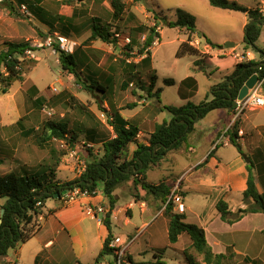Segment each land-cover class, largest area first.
Instances as JSON below:
<instances>
[{
	"label": "rangeland",
	"instance_id": "rangeland-1",
	"mask_svg": "<svg viewBox=\"0 0 264 264\" xmlns=\"http://www.w3.org/2000/svg\"><path fill=\"white\" fill-rule=\"evenodd\" d=\"M15 1L17 0L13 1L14 4H10L8 0L0 3V50L5 48V43L14 41L28 42L34 50L27 51L22 58V82H12L7 89V93L2 94L1 90L4 87V83L0 81V159L3 161L0 165V176L11 171H19L22 168L35 171L40 166H53L57 160L58 165L55 168L57 182L67 183L78 177L90 160L88 145H84L85 143L80 138L72 146L68 145L64 140L55 139L42 143V146H39L38 143V138L42 137L43 126L49 122L61 123L65 121L68 129H72L75 126L89 125L85 116L79 114L77 112L78 109L72 108L73 105L75 107H78V104L82 105L85 111L90 112L95 117V120L103 128H106L108 125L105 112L109 111L108 105L109 108L111 105L115 108L119 107L128 110L126 112L130 115L140 110L142 113L145 104L152 112H154V107H158V105H161V107H180L185 105L187 101H181L177 95V83L188 76L194 77L197 81V91L194 97L188 101L194 104L203 101L208 95L210 88L221 82L224 70L230 64V61L226 58L213 59L211 67L206 72H202L194 67L195 58L187 56L182 59H176L175 53L179 45L187 39V34L183 30L166 26V22L175 20L176 9H182L195 18V33L198 35V37L195 36V39L201 43V47L204 45V38L200 34H205L210 39H213V37H217L220 34L226 35V33H230L229 42L240 46L243 41V29H241L243 14L213 8L208 4L207 0H124L126 11L120 21L112 19L109 0H44L43 5L53 15L58 14L60 6L68 2L67 4L74 7L78 12L85 13L86 17L82 18V21L86 20L91 23L92 18H99L101 23L109 27L112 34L118 33L120 35L116 45L105 44L100 40L89 43V36L83 35L70 39L78 44L74 52L77 50L82 52L81 58L83 59L85 56L94 67L99 68L98 73L103 75L104 78L107 76V71L111 72L113 71L112 69L116 68L118 72L114 77L112 89L106 95L98 92L91 94L84 90L72 75L60 67L57 55L53 49V45L56 44L55 38H53L54 34L47 36L44 33L46 31L42 30L33 21V18L31 22L26 20L16 8L15 4H18V1ZM254 1L256 0H235L236 3L244 6H253ZM24 3H26L25 0ZM9 5L12 6V10ZM132 14L138 19L139 24L145 27L156 25L161 30L158 44H155L156 46L153 44L149 48L150 52L152 51V65L141 69L139 75L142 82L146 85L150 82V77L156 76L154 90H161L159 93L160 103L157 102L156 97L153 95L149 97L145 90H139L133 82L126 90L121 89L123 78L120 68L115 63L124 57L122 55V47L126 43L123 41H125L124 38L129 37L130 28L133 26L129 18V15ZM49 36L50 44L47 45ZM139 41L142 42L141 39ZM225 43L222 42L217 45L226 48ZM217 45L214 44V50ZM257 45L260 47L262 44L258 42ZM138 50L139 48H134L133 53L131 52L130 55H136ZM212 54H215V51ZM138 59L137 55L131 58L133 62ZM208 59L206 54L205 57L201 58L202 62L206 64H208ZM229 69L227 68V70ZM164 79H172L176 84L174 86H166L163 82ZM33 86H35L38 93L31 98L30 88ZM37 98L42 99L40 104L35 102ZM132 104H135V107L129 108ZM160 108L161 112L158 111L151 119L155 127L163 121L168 122L171 118L167 111ZM257 111H246L244 115L253 116L254 122L259 123L262 120V113L257 114ZM19 121H21L20 124H17ZM209 123V121L204 123L202 128H207ZM31 131L33 132L31 133ZM67 136L66 138L68 139L70 136ZM187 137L188 139H193L195 150L197 152L201 151L205 139L203 140L202 137L195 133L191 137ZM96 150V147H93V153ZM160 164L157 166L159 168L156 171L149 174L150 178L153 177V181L162 179V176L165 175L161 170ZM133 187L135 188L132 181L129 191L124 185L120 186L121 189H119L118 195L122 201L117 203L119 208L124 207L127 193L131 195V198L136 203L145 199L144 195H141L140 199H138L139 193L134 191ZM80 195L78 193L76 197L79 198ZM146 198H149V196L146 195ZM2 202L3 200H0V204ZM133 206L131 218H128V211L125 212V218L130 221L129 224H125L120 218L117 221L115 220L114 233L122 237L130 233L135 234V229H139L140 224L145 221L148 222L150 218L152 219L149 223L152 222V225L149 229L150 240L147 242V236L143 234L136 240L130 253L133 250L143 252L140 253L141 258L150 260L158 251L157 249H163L164 254L161 261L166 264H185V256L181 254H184L185 251L187 253L190 251V253L195 255L190 250L189 239L184 235L176 245L168 243L164 231V220H169V217L165 214V210H162L163 205L159 201L155 202V207L158 211L154 210L150 215H140L137 207L134 204ZM151 206L153 207L154 204L152 203ZM173 213H176L175 210H173ZM101 217V215H98L99 219ZM136 255H134V258L137 257ZM103 259L102 263H113L111 255H106ZM239 260H241L240 257L235 256L229 261H224L223 264H237Z\"/></svg>",
	"mask_w": 264,
	"mask_h": 264
},
{
	"label": "trees",
	"instance_id": "trees-1",
	"mask_svg": "<svg viewBox=\"0 0 264 264\" xmlns=\"http://www.w3.org/2000/svg\"><path fill=\"white\" fill-rule=\"evenodd\" d=\"M207 2L213 8L245 14L248 22L244 28L243 43L246 48H256V41L260 35L261 27L264 25V14L260 12L259 8L248 9L228 0H207ZM109 5L112 10V19L120 21L126 11L124 0H109ZM9 7L11 10L13 9L11 5ZM175 16L174 21L166 22L167 27L184 28L190 34L196 32L195 18L191 14L182 9H176ZM129 18L133 25L130 28L129 37H126L129 39V43L122 47L123 59L115 63L120 68L123 78L121 89L126 90L133 82L139 90H145L149 97L152 95L156 97L159 103L161 90L157 89L153 92L155 77H150L149 85L142 82L139 77L140 70L150 65L151 54L149 48L159 37L156 26L145 27L139 24L138 19L133 14L129 15ZM256 20L259 21L256 22ZM250 21L252 23H249ZM90 24L91 34L88 42L100 40L109 45L117 44L120 39L118 33L112 34L107 25L100 21L95 22V19H92ZM115 35L118 36L115 37ZM143 35L145 37L140 42L139 39ZM200 36L205 38L204 34H200ZM191 42V36L189 35L187 40L179 45L175 57L178 59L185 56L196 57L197 60L193 65L204 72L207 64L202 62L201 58L205 57V54H201L198 49L190 44ZM206 42L214 47V44L207 39ZM134 48H139L136 55L141 56V59L138 62L127 61L128 58L136 56L135 54L130 55L131 52L133 53ZM53 49L60 67L72 75L84 90L91 94L98 92L106 95L112 89L114 77L118 73L114 66H112L113 71L107 73L104 78L103 75L98 73L99 68L94 67L85 56L83 59L81 58L82 52L79 50L72 54H64L56 44L53 45ZM33 50L29 43L25 41L5 43V48L0 50V81L4 83L1 90L2 94L7 93V89L12 82L23 81L22 58L27 51ZM257 64L258 62L253 60L235 64L231 75L217 85L212 86L206 100L198 104L187 102L180 107L162 106L160 109L167 111L171 115V119L155 127L149 135L148 145L137 141L138 129L127 120H124L119 115V110L113 106L105 113L107 125L114 134L113 138H110V132L103 128L95 120V117L90 112L85 111L80 104H78V107L73 105L72 108L78 109L77 112L85 116L89 122L88 126H75L68 129L65 121L61 123L49 122L43 126L42 137L38 138L39 146L53 139L64 140L72 146L80 138L83 143L101 144L100 153H93V148H88L90 160L86 163L80 175L67 183L56 181L55 168L58 165L57 160L53 166H40L35 171L22 168L19 171H11L0 176V200H4V203L0 206V209L4 210L0 224V258L4 257L9 250L15 249L28 241L38 232L40 226L37 224L36 219L42 214V209L48 199L61 200L66 193L71 191L77 190L79 193L89 196L100 192L112 205L114 190L121 184L132 181L135 189L139 186L147 196H152L155 201H159L163 205L170 192V187L165 182H160L157 185L146 182L145 172L154 166H158L166 158L168 152L178 149L185 142L187 135L193 131L194 125L210 111L217 109L232 111L239 90L244 82L253 75ZM164 84L172 86L174 81L165 79ZM183 88L188 89V91H184ZM30 89L31 98H33L38 92L35 86ZM194 91L195 82L191 77L180 83V96L188 97ZM262 92L264 94V83L262 84ZM132 93L134 94V92ZM208 97H211L209 101H207ZM41 101V98L35 100L38 104ZM131 107H135V104L129 106V108ZM20 122H17V124H20ZM67 135L70 136L68 139L66 138ZM231 135L233 136V134ZM230 140L234 144L232 138ZM129 145L136 146V149L130 155L128 153ZM2 163L3 161L0 159V165ZM252 167V163L247 167L246 189L242 193V202L245 208L231 212L228 204L222 200H219L215 206L220 219L227 224L239 221L248 213H264V197L256 191ZM55 194L58 195L57 198L54 197ZM38 203L39 206H37ZM165 214L169 217L168 242L175 244L181 234H185L190 239V250L195 255L190 251L188 253L185 251L183 255L186 264H223L224 261H229L232 257H235V254L229 249L225 254H214L205 240L203 229L197 225L185 223L183 214L173 213L172 206L165 208ZM102 223L108 230V235L94 264H99L100 257L110 255L108 244L112 233L109 213L104 216ZM243 261L247 262L246 260ZM253 263L257 264L256 261H253ZM147 264L165 263L156 259L154 262Z\"/></svg>",
	"mask_w": 264,
	"mask_h": 264
},
{
	"label": "crops",
	"instance_id": "crops-1",
	"mask_svg": "<svg viewBox=\"0 0 264 264\" xmlns=\"http://www.w3.org/2000/svg\"><path fill=\"white\" fill-rule=\"evenodd\" d=\"M9 1L11 4H14V0ZM17 1L18 4H15L16 8L19 5L26 4L25 6L28 8L33 21L42 30L46 31L44 33L47 36L57 34L67 39H72L75 36L79 37L80 35L90 36L91 24L86 20L82 21V18L86 17L85 13L78 12L74 7L69 6L67 4L68 2L60 6L58 14L53 15L46 10V7L43 5L44 0H26V3L22 0ZM231 2H235V0H231ZM253 4V6H241L248 9L259 8L260 11L264 12V0H256ZM92 19H95V22L100 21L99 18ZM247 22V16L243 14L241 24L243 37ZM179 29L183 30L187 34V37L189 35L191 36L192 42L190 44L193 47L198 49L201 54L208 55V64L204 72L211 67L213 59L226 58L230 61V64L227 65V68L230 69L227 70L226 68L224 70L221 82L231 75L235 64L251 60L260 62L264 58V54L261 52L264 48V25L261 27L260 35L256 41V48H246L243 41L240 46L233 43L234 46L232 48H223L217 44L229 42L231 38L230 33H226V35L220 34L217 37H213V39H210L204 34L209 42L218 46L215 50L206 42L205 38L204 45L201 47V43L195 39V36L198 37L196 33L190 34L184 28ZM156 31L160 37V28L156 27ZM144 37L143 35L141 40ZM91 42L93 41L89 43ZM258 42L262 44L260 47L257 45ZM214 51L215 54H212ZM150 54H152V51ZM151 56L150 66L152 65ZM193 58H195V61L197 60L196 57ZM107 73L110 72L107 71ZM154 77L156 81V76L154 75ZM189 77L195 82V91L188 97L180 96V83ZM174 84H176L175 81ZM183 89L184 91H188L186 88ZM196 91L197 81L192 76L185 77L177 83V95L181 101L190 102L188 100L194 97ZM210 99L211 97H208L207 101ZM204 100H206V97ZM160 107L161 105L154 107V112H152L151 109L149 110L147 104H145L142 113L140 110L133 115L128 114L126 112L128 110L119 107L116 109L119 110V115L124 120H127L138 129L137 141L148 145L149 135L155 128L154 122L151 119H153L152 117L158 111L161 112L159 110ZM110 108L108 105V110ZM259 113H262V120L259 123L254 122L252 119L253 116L243 114L233 129L227 130L231 122V110L217 109L210 111L194 125L193 131L187 135L191 137L195 133L202 137L203 140L205 139L201 151L197 152L193 146V139L186 137L185 142L178 149L168 152L166 158L161 162V170L165 173L162 179L153 181V177H149L150 173H153V171L159 168L157 166L148 169L144 176L146 182L150 184L157 185L160 182H165L170 187V191L177 181L180 180L179 186L184 204V222L197 225L203 229L205 240L214 254H225L229 249L235 256H239L241 260L237 264H255L253 261H256L257 264H264V213H248L239 221L227 224L220 219V215L216 211L215 206L219 200H222L228 204L231 212L245 208L242 202V193L246 189L247 167L250 163L253 165L252 175L256 191L264 197V107L258 109L257 114ZM207 121L210 122L207 128H202V125ZM106 129L110 132V138H113L114 134L111 128L107 126ZM239 131L242 132V135L238 134ZM231 138L234 144L231 142ZM84 145H88V148L96 147L97 150L95 153H100L99 148L101 144L92 145L85 143ZM135 149V145H129V155ZM243 153L245 158H243ZM122 185L126 187L127 191L131 189V181L120 186ZM120 186L112 194V205L100 192H97L93 196L80 195L79 198L68 203H65L62 199L57 201L48 199L42 209V214L36 219L37 224L40 226L38 232L25 243L15 249L9 250L4 257L0 258V264H94L100 255L104 240L108 235V230L102 223V219L107 213L110 214L112 236H120L114 233V221L120 218L125 224H129L130 221L125 218V212L128 211V218H131L133 204L139 210L140 215H150L152 211H158L155 207L156 201L152 196L146 198L145 191L141 190L139 186L136 189L133 187V190L138 191V199H140L141 195H144L145 199L136 203L131 198V195L127 193L126 201L124 200V207L119 208L117 203L122 201L118 195L119 189H121ZM3 203L4 200L0 206ZM152 203L154 204L153 207L151 206ZM99 208L102 209V212L97 211ZM98 215L102 217L99 219ZM151 219L148 222H142L140 228L135 229L136 232H142L140 236L143 234L147 236V242L150 240L149 229L152 222H149ZM168 222L169 220H164L166 239ZM132 235L130 233L125 236ZM183 235L186 236L185 234H181L178 237V241ZM178 241L175 244L168 243L170 245H176ZM157 250L156 254L150 260L141 258L140 253L143 252H138L137 250H133L130 253L129 259L134 264H147L154 262L156 258L161 261L164 250ZM135 254H137V257L134 258ZM181 254L183 255V253ZM102 261H99V264H108L106 262L102 263Z\"/></svg>",
	"mask_w": 264,
	"mask_h": 264
},
{
	"label": "built area",
	"instance_id": "built-area-1",
	"mask_svg": "<svg viewBox=\"0 0 264 264\" xmlns=\"http://www.w3.org/2000/svg\"><path fill=\"white\" fill-rule=\"evenodd\" d=\"M4 0H0V3ZM18 11L21 15L24 16V18L28 21L31 20L32 16L28 10V8L25 5H19L17 7ZM262 14H264L263 11H260ZM118 35H115L117 37ZM53 38H55V43L58 46V49L63 52L64 54H72L74 53V50L76 46L78 45L77 42L67 39L63 36L54 34ZM48 44H50V36L48 37ZM54 41V40H53ZM126 44L129 43V39L125 38ZM157 43V40L153 42L155 45ZM262 53L264 54V48L262 50ZM132 55V54H131ZM141 58V56H138ZM131 58H128L127 61H130ZM132 61V60H131ZM253 75H257L258 79L256 84L254 85L253 89L248 91V94L241 100H235L234 108L231 111V122L227 128L233 129L236 122L241 118V116L246 111H256L258 109H261L264 107V94L262 92V84L264 83V58L258 62L257 66L255 67V72ZM239 135H242V132H238ZM180 180L177 181V183L172 187L171 191L169 192L162 210H165L167 206H172L173 210L177 214H183L184 213V204H183V197L181 193V188L179 186ZM78 191H71L66 193L62 200L65 203L74 201L77 199ZM81 194V193H79ZM86 195V194H81ZM39 206V203L37 204ZM98 212H102V209H98ZM141 231L136 232L132 236H112L111 240L108 244V248L110 249V255L113 258L112 264H134L130 259V248L133 245V243L139 238L141 235Z\"/></svg>",
	"mask_w": 264,
	"mask_h": 264
},
{
	"label": "water",
	"instance_id": "water-1",
	"mask_svg": "<svg viewBox=\"0 0 264 264\" xmlns=\"http://www.w3.org/2000/svg\"><path fill=\"white\" fill-rule=\"evenodd\" d=\"M258 21H259V20H256V22H258ZM249 23H252V21H250ZM233 46H234V44H233L232 42H226V43H225V47H226V48H232ZM257 79H258L257 75H251V76H250V77L244 82L243 86L241 87V89H240L239 92H238L237 100H241V99H243V98L248 94V91L251 90V89H253L254 85H255L256 82H257ZM243 158H245L244 155H243ZM54 197L57 198L58 195L55 194ZM3 213H4V210L1 209V210H0V224H1V218H2V216H3ZM102 260H103V258L100 257V260H99V261H102Z\"/></svg>",
	"mask_w": 264,
	"mask_h": 264
}]
</instances>
